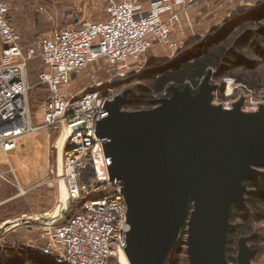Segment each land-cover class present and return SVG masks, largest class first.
<instances>
[{
	"label": "built area",
	"instance_id": "built-area-1",
	"mask_svg": "<svg viewBox=\"0 0 264 264\" xmlns=\"http://www.w3.org/2000/svg\"><path fill=\"white\" fill-rule=\"evenodd\" d=\"M191 2L159 0L144 10L140 0H108L105 20L83 22L43 38L39 48L44 70L39 83L46 86L48 97L43 123L34 126L30 106L33 87L27 80V71L36 51L25 50L20 32L11 23V8L0 0V181L7 180L8 172L1 167L10 165V153L18 148L22 137L46 130L64 132L68 138L64 180L75 210L61 222L51 211L40 215V225L34 227H38L37 240L24 244L29 251L57 264H109L125 254L130 225L124 185L112 179V159L105 149L108 140L99 138L96 131L97 123L109 114L107 106L123 93L104 84L79 95L72 94L69 88L73 79L91 66H126L156 46L169 44ZM174 4L185 7L181 13L166 16ZM91 78L96 82L95 74ZM202 82L198 87L186 85L195 94ZM232 83L236 84L234 90L246 92L240 97L244 100L243 112L255 113L264 106V100H259L247 85L236 80ZM234 90L225 92L217 86L212 104L232 111L239 99V95L232 98ZM220 93L229 99L220 100Z\"/></svg>",
	"mask_w": 264,
	"mask_h": 264
},
{
	"label": "water",
	"instance_id": "water-1",
	"mask_svg": "<svg viewBox=\"0 0 264 264\" xmlns=\"http://www.w3.org/2000/svg\"><path fill=\"white\" fill-rule=\"evenodd\" d=\"M211 77L209 71L197 94L188 85L172 86L171 97L150 110L122 111L123 94L97 123L98 137L108 140L111 177L124 185L130 225L125 254L133 264L165 263L188 201L189 263L231 264V206H245L244 180L258 179L264 168V106L245 113L243 99L232 111L213 105ZM255 253L242 241L237 264H252Z\"/></svg>",
	"mask_w": 264,
	"mask_h": 264
},
{
	"label": "rangeland",
	"instance_id": "rangeland-1",
	"mask_svg": "<svg viewBox=\"0 0 264 264\" xmlns=\"http://www.w3.org/2000/svg\"><path fill=\"white\" fill-rule=\"evenodd\" d=\"M2 1L6 2L11 8L12 22L18 27L17 30L23 38L25 50L28 51L33 48L36 51V57L29 64L27 71V80L33 86L30 101L33 104L32 114L35 116L39 113L40 105L47 95L45 89L36 86L39 76L44 70L40 57L39 42L45 37L52 36L53 33L59 30L76 27L80 23L87 21L101 22L105 20V9L108 0ZM189 6L190 10L188 12L187 9V12L183 14L181 24L174 28L169 44L158 45L157 49L153 48L136 62L129 61L126 66L114 68L103 64L91 66L88 70L73 79L69 88L71 93L79 95L87 90L96 88L98 84L113 85L116 91H121L125 95L126 100L132 91L144 85L143 76L152 69L165 65L164 62H161L154 67L152 64L155 61L165 59V61L171 62L189 52H196L199 48V43L197 42L199 38L201 39L212 33V36L203 43V45L207 44L212 37L230 22L241 21L248 17L251 12L258 11L264 7V0H192ZM188 48H190L189 51H187ZM2 50L3 45L0 41V61ZM247 59L258 66L257 74L260 75L262 81L261 87L258 89H252L249 86L248 88L255 91L259 100H264V64L261 63V59L258 56L252 53L247 55ZM240 72L238 71L236 74H240ZM93 74L96 75V82L91 78ZM232 80L235 79L227 77L217 81L214 79V72L212 71V81L210 83L216 87L218 86L220 89H224L226 92L234 90L236 84L233 85ZM241 84L246 86L244 83ZM244 92L235 89L232 98L235 99V96L239 95L237 97L239 98L237 102H239ZM219 99L227 100L229 98L225 93H220ZM40 157L43 158L44 156L40 155ZM45 158L47 163H57V154L52 144L45 150ZM89 169L90 167H88V171L91 170ZM88 171L85 172V178L88 177ZM261 171L262 169L258 170L259 173ZM4 172H8V175L6 181H0V262L6 259L5 251L22 250L26 248L24 244L27 241L37 240V231L29 232L25 222L28 218H35V216L51 211L56 197L59 196L58 182L52 175L50 177L46 174L35 182L32 179L31 182H24L19 170L15 171L10 168ZM61 184L65 188V182L62 181ZM244 188L247 193L246 186ZM246 193L244 196L245 202ZM63 196H65V193ZM191 206L193 207V202L188 201L185 217L181 221L172 249L164 264H190L187 252V231ZM70 215H72V212H69L67 215L65 213L60 214L61 218L64 216L67 218ZM6 222L8 223L4 226ZM256 234L260 236L259 248L264 249V223L256 225ZM248 239L244 237L239 240L237 253L234 256L236 261L231 264L238 263L242 241L247 240V245L250 248L252 244ZM261 258L263 261L264 256L261 255ZM110 264H119V260L113 259ZM252 264L256 263L252 262Z\"/></svg>",
	"mask_w": 264,
	"mask_h": 264
},
{
	"label": "trees",
	"instance_id": "trees-1",
	"mask_svg": "<svg viewBox=\"0 0 264 264\" xmlns=\"http://www.w3.org/2000/svg\"><path fill=\"white\" fill-rule=\"evenodd\" d=\"M198 47L196 52L184 53L185 55L149 71L142 77L144 85L129 94L121 109L127 112L153 109L159 105L162 97L171 96L172 86L181 89L186 84L198 87L209 71L214 72V79L217 81L232 77L252 89L261 87L258 66L249 61L247 55L255 54L264 64V7L251 12L241 21L230 22L207 44H200ZM238 71H241L240 74H236ZM36 86L47 89L39 83V79ZM194 93L197 94L198 91ZM244 186L247 188L246 206L237 202L231 206L226 257L229 263L235 262L239 240L246 237L252 244L250 248L256 251L252 262L264 264V260H261L264 249L259 248L260 236L256 234V225L264 223V169L258 179L246 178ZM192 210L191 206L190 214ZM189 218L190 215L188 220ZM4 254L6 259L1 260L0 264H57L51 258L26 248L5 251Z\"/></svg>",
	"mask_w": 264,
	"mask_h": 264
},
{
	"label": "crops",
	"instance_id": "crops-1",
	"mask_svg": "<svg viewBox=\"0 0 264 264\" xmlns=\"http://www.w3.org/2000/svg\"><path fill=\"white\" fill-rule=\"evenodd\" d=\"M117 1H123V0H117ZM159 0H140L141 6L144 10H149L154 3H156ZM189 2L190 0H186ZM168 5H171L168 3ZM185 6L183 5H173L172 9L169 10L166 14L170 15L172 13H181L183 11ZM189 4H187L188 12H189ZM10 20L12 25L18 29L17 25L12 22V18L10 16ZM212 34L209 33L208 36ZM53 35V34H52ZM207 37V36H206ZM206 37H203L201 39H204ZM201 39L197 40V42L200 44L205 43L209 37L204 41L201 42ZM155 47V49H157ZM164 62V64L170 62L168 60H159L155 61L152 66H156L159 63ZM161 66V65H160ZM159 67V66H158ZM33 87V86H32ZM36 87V86H35ZM45 89V88H42ZM33 90V89H32ZM47 92L46 97L44 98L43 102L40 105L39 108V113L37 115H33L32 117V124L34 126L40 125L43 123V108H44V102L46 98L48 97V91L45 89ZM33 104H31L30 101V106L31 109H33ZM67 135L63 132L61 134H55L46 130L31 134V135H26L22 137L19 141V146L16 150L12 151L10 153V165L2 166L3 171H8L10 168L13 170H19L21 173V178L24 182H31V179L33 182L38 180L39 178L45 176L48 174L50 177L51 175L54 176L56 181L58 182V188H59V196L56 197V201L53 204V209L51 212L53 213L54 217L57 219V222L63 221L65 216L61 218L60 214L67 215L69 212H74L75 206L72 204L70 196L67 191V184L66 181L64 180V160H65V154L67 150ZM52 144L56 154H57V163L56 164H50L47 163V160L45 158V150L48 148V146ZM40 155H43L44 157L41 158ZM43 162V164H42ZM16 174V173H15ZM18 177V176H17ZM65 182V188L61 184ZM19 182H21L19 180ZM66 191V192H65ZM63 192V193H62ZM65 193V196H63ZM67 193V196H66ZM42 215V214H40ZM40 215L28 218L27 220L29 222H25V225L27 226V230L29 232L37 231L38 233V227L34 228L36 225H40L41 218ZM34 221H38V224H33ZM8 222L4 224L7 225ZM3 233V232H2ZM5 233V232H4ZM1 235V234H0Z\"/></svg>",
	"mask_w": 264,
	"mask_h": 264
},
{
	"label": "bare ground",
	"instance_id": "bare-ground-1",
	"mask_svg": "<svg viewBox=\"0 0 264 264\" xmlns=\"http://www.w3.org/2000/svg\"><path fill=\"white\" fill-rule=\"evenodd\" d=\"M119 264H133V263L128 255L122 254L119 258Z\"/></svg>",
	"mask_w": 264,
	"mask_h": 264
}]
</instances>
